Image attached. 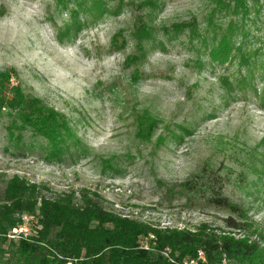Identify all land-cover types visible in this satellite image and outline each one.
<instances>
[{
    "label": "rangeland",
    "instance_id": "obj_1",
    "mask_svg": "<svg viewBox=\"0 0 264 264\" xmlns=\"http://www.w3.org/2000/svg\"><path fill=\"white\" fill-rule=\"evenodd\" d=\"M255 2L238 17L217 0H0V70L10 71L0 202L17 177L50 200L95 194L105 210L161 228L224 230L236 217L209 203L220 188L264 238V107L253 93L264 90V0ZM229 26L241 52L220 65L210 54ZM14 87L63 117L56 150L21 125ZM8 252L0 264H27Z\"/></svg>",
    "mask_w": 264,
    "mask_h": 264
},
{
    "label": "trees",
    "instance_id": "obj_2",
    "mask_svg": "<svg viewBox=\"0 0 264 264\" xmlns=\"http://www.w3.org/2000/svg\"><path fill=\"white\" fill-rule=\"evenodd\" d=\"M255 1L217 0V4L225 13L239 17L247 14V3ZM228 28L210 54L220 65L241 52L242 45L235 44L238 27ZM9 74L0 70V88ZM249 74L247 69L235 80L241 91L251 87ZM253 93L257 105L264 107V90ZM10 95L19 108L21 125L56 150L67 130L63 117L23 96L17 87L10 89ZM183 187L192 190L188 181ZM219 192L220 188L216 194L209 192V203L236 217L222 220L224 230L211 229L205 222L193 230L161 228L105 210L95 194H82L79 203L69 198L50 200L40 195L37 186L13 177L0 202V255L9 253L11 246L27 264H184L197 260L199 253L204 261L198 264H264V238L248 220L247 212ZM22 214L33 216L39 228L26 240L8 241L6 235L20 223Z\"/></svg>",
    "mask_w": 264,
    "mask_h": 264
},
{
    "label": "built area",
    "instance_id": "obj_3",
    "mask_svg": "<svg viewBox=\"0 0 264 264\" xmlns=\"http://www.w3.org/2000/svg\"><path fill=\"white\" fill-rule=\"evenodd\" d=\"M38 228L37 220L33 216L22 214L20 223L8 232L6 239L8 241L26 240L28 237L34 236ZM144 248L147 249L145 246ZM199 261H204L202 253L198 254L197 260H191L184 264H198Z\"/></svg>",
    "mask_w": 264,
    "mask_h": 264
}]
</instances>
